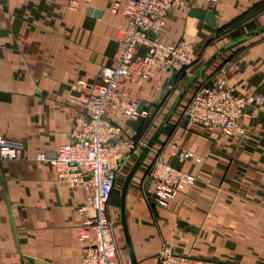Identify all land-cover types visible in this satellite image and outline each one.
I'll use <instances>...</instances> for the list:
<instances>
[{
  "label": "crops",
  "instance_id": "1",
  "mask_svg": "<svg viewBox=\"0 0 264 264\" xmlns=\"http://www.w3.org/2000/svg\"><path fill=\"white\" fill-rule=\"evenodd\" d=\"M71 1L0 0V133L24 144L23 158L0 160V264H80L76 209L85 202L86 192L59 182L50 164L35 157L40 152L53 157L67 141L75 109L67 101L70 85L79 78L99 79L100 69L118 53L117 33L125 20L110 10L111 0H75L70 5ZM256 1L219 0L213 8L204 7L213 12L215 24L189 10L168 12L158 38L171 42L195 37L202 52L181 75L176 73L173 84L174 72L158 68L155 76L139 84L123 80L127 92L144 101L148 110L146 116L123 122L137 144L127 163L138 158L189 78L231 41H219L217 29ZM262 33L243 41L238 49L243 42L225 50L202 71L133 175L125 195V215L138 264H156V254L164 245L206 264H264ZM144 52V47L138 48V55ZM221 80L237 93L262 96L240 121L243 135L212 136L199 125H184V110L194 89L203 81ZM168 86L169 92L160 100ZM182 148L202 160L181 161ZM156 158L195 176V182L166 207L156 206L147 196L151 188L147 171ZM121 171L108 211L118 215L114 230L118 235L120 227L127 251L119 259L131 264L120 220Z\"/></svg>",
  "mask_w": 264,
  "mask_h": 264
},
{
  "label": "built area",
  "instance_id": "2",
  "mask_svg": "<svg viewBox=\"0 0 264 264\" xmlns=\"http://www.w3.org/2000/svg\"><path fill=\"white\" fill-rule=\"evenodd\" d=\"M219 0H111L110 10L125 20L119 28L118 53L110 65L100 69L94 82L74 80L67 94L74 115L67 141L60 144L53 157L40 152L35 159L46 161L59 182L82 187L85 202L76 209V236L82 245L80 264H122L112 233L108 205L119 172L129 161L137 144L125 132L123 122L148 110H139L140 100L123 86L129 79L139 84L155 76V68L181 73L198 60L195 37L182 36L163 42L158 35L172 8L215 7ZM75 4V0L70 5ZM139 47L145 52L138 55ZM255 93L240 94L221 80L203 81L193 91L184 110L188 122L205 128L210 135L244 134L240 124L249 116V107L261 102ZM24 144L0 133V160L21 159ZM181 161L200 162L202 156L182 148ZM148 198L158 207L195 182V176L156 158L147 171ZM145 194L147 190H144ZM156 264H206L204 260L175 252L163 246L156 254Z\"/></svg>",
  "mask_w": 264,
  "mask_h": 264
},
{
  "label": "water",
  "instance_id": "3",
  "mask_svg": "<svg viewBox=\"0 0 264 264\" xmlns=\"http://www.w3.org/2000/svg\"><path fill=\"white\" fill-rule=\"evenodd\" d=\"M189 14L202 19L206 22H208L209 24H215V16L213 14L212 11H208L204 8L201 7H193L189 10ZM264 31V25H261L259 27H256L255 29H252L246 33H244L243 35L231 40L229 43H227L226 45L218 48L210 58H208L203 64L202 66L189 78V80L187 81V83L184 85V87L181 89L180 93L178 94L176 100L174 101V103L172 104L170 110L168 111V113L166 114V116L164 117V119L162 120V122L160 123V125L158 126L156 132L154 133V135L151 137V139L149 140V142L142 147V150L138 156V158L135 160L133 166L130 168V170L128 171L123 184H122V188H121V201H120V216H121V223L123 226V231H124V237H125V241H126V246H127V250L129 253V257H130V261L131 264H138L135 253H134V249H133V245L131 242V238L129 235V231H128V227H127V222H126V215H125V195L127 192V188L129 186V183L133 177V175L135 174V172L137 171V169L139 168V166L141 165L143 159L145 158V156L147 155V153L149 152L152 144L154 143V141L156 140V138L159 136V134L161 133V131L163 130V128L165 127L166 123L168 122L171 114L173 113L174 109L176 108V106L178 105L179 101L181 100L183 94L185 93V91L188 89V87L194 82V80L202 73V71L218 56L220 55L222 52H224L225 50L229 49L230 47H233L253 36H256L258 34H260L261 32ZM176 76V72L173 73L172 78L170 80V84H173V80ZM169 86L165 87L161 96H160V100L164 99L165 96L167 95V93L169 92ZM145 102L144 101H140V105H139V110H141L144 106ZM188 122V117H186L184 119V125L187 124Z\"/></svg>",
  "mask_w": 264,
  "mask_h": 264
},
{
  "label": "rangeland",
  "instance_id": "4",
  "mask_svg": "<svg viewBox=\"0 0 264 264\" xmlns=\"http://www.w3.org/2000/svg\"><path fill=\"white\" fill-rule=\"evenodd\" d=\"M259 1H261V0H259ZM256 2H258V1H256ZM253 4L250 7L244 9L243 11H241L240 15L243 14L248 9H250L253 6ZM256 7H258L256 9V11L258 10L257 12H254L253 14L252 13L248 14L246 17H244V19L242 21H240V22H238L236 24H232L228 28H224V29H222L220 31H216L217 32L216 36L218 37V40L219 41L221 40L222 42H227L229 40H233V38H235L236 36H239V35L244 34V33L248 32V31H250V30H252V29H254L256 27L261 26L263 24L261 21L263 20L262 13H264V5L256 6ZM237 16H239V15H237ZM262 34H264V33H262ZM255 38H257V36H255L253 39H255ZM243 44H245V43L243 42L240 45H237V47H235V49L236 48L237 49L240 48L241 46H243ZM201 52H202L201 47L200 48L198 47V59L200 58ZM164 112L162 111L163 114L161 113V115L158 116L157 120L155 121V125H157L158 122L162 119V117L164 115ZM155 128H156V126H154L153 129L155 130ZM149 137H150V135H149ZM133 163H134V159L130 163H127L124 166V168L121 171V177H123V178L125 177V175L127 174L128 170L131 168ZM123 178L119 180L120 183H122V181L124 180ZM119 191H120V187H118L117 196L119 194ZM109 217H110V219L112 221V228H113V230H112L113 235L112 236H113V238L115 239V241L117 243L118 256H121V258L123 256L125 257V256H127V251H126L125 245H123L124 244V241H123L124 238H123L121 229H120V227H118L119 228V234L118 235L115 233V230H114V227L116 225L115 221H117V220L119 221L118 215L117 216L116 215L115 216H111L109 214Z\"/></svg>",
  "mask_w": 264,
  "mask_h": 264
},
{
  "label": "trees",
  "instance_id": "5",
  "mask_svg": "<svg viewBox=\"0 0 264 264\" xmlns=\"http://www.w3.org/2000/svg\"><path fill=\"white\" fill-rule=\"evenodd\" d=\"M261 5H264V0H261V1H258L256 3H254L253 6L250 9L245 11L243 14H241V15L239 14V16L234 17L231 21H229L228 23H226V24L222 25L221 27H219L217 29V31H220V30H222L224 28H228L230 25L236 24V23L242 21L244 19V17H246L248 14H251V13L253 14L254 12H257L258 10L256 11V9L258 7H256V6H261ZM241 35H243V34H241ZM241 35H239V36H241ZM239 36H236L235 38H237ZM235 38H233V39H235ZM183 72L179 73V75H181Z\"/></svg>",
  "mask_w": 264,
  "mask_h": 264
}]
</instances>
